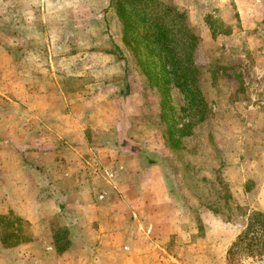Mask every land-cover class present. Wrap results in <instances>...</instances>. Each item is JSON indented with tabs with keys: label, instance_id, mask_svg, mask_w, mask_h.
I'll return each instance as SVG.
<instances>
[{
	"label": "rangeland",
	"instance_id": "374dc122",
	"mask_svg": "<svg viewBox=\"0 0 264 264\" xmlns=\"http://www.w3.org/2000/svg\"><path fill=\"white\" fill-rule=\"evenodd\" d=\"M171 36L184 49L176 50V62L157 58L153 74V41L172 44ZM3 48L16 51L14 65ZM30 77L41 92L58 80L77 97L90 93L101 118L120 115L119 104L124 148L137 152L135 164L156 163L140 170L146 202L136 209L146 216L132 218L138 242L151 244L139 251L142 264H228L247 217L264 212V0H0V114ZM193 83L202 99L197 107L189 100ZM140 175L127 176L136 182ZM163 176L182 212L159 199ZM16 218L1 219L0 243L15 241L9 233L31 240V225ZM51 225L57 234L48 237L63 245L61 222Z\"/></svg>",
	"mask_w": 264,
	"mask_h": 264
},
{
	"label": "crops",
	"instance_id": "0c3cea01",
	"mask_svg": "<svg viewBox=\"0 0 264 264\" xmlns=\"http://www.w3.org/2000/svg\"><path fill=\"white\" fill-rule=\"evenodd\" d=\"M3 56L13 65L17 61L16 51L3 48ZM62 82L41 92L39 81L27 78L18 101L10 100L12 109L0 114V217L22 219L32 233L27 242L0 243V264H142L139 251L151 244L138 242L139 226L132 218L146 216L136 209L146 202L139 190L140 170H154L156 163L135 164L137 152L124 148L125 114L119 104L120 115L101 118L95 114L101 105L92 102L90 93L77 97ZM91 137L99 142L89 144ZM129 170L141 173L136 182L127 176ZM160 182L164 192L159 199L182 212L181 198L166 176ZM151 210L152 215L146 213L153 218ZM54 219L62 224L63 245L59 236L48 237L57 234Z\"/></svg>",
	"mask_w": 264,
	"mask_h": 264
},
{
	"label": "trees",
	"instance_id": "16d2710c",
	"mask_svg": "<svg viewBox=\"0 0 264 264\" xmlns=\"http://www.w3.org/2000/svg\"><path fill=\"white\" fill-rule=\"evenodd\" d=\"M154 2V0H152ZM152 4V2H149ZM171 10V7H164V13L167 17L168 11ZM167 12V13H166ZM182 24L180 23V26ZM172 37V44H169L171 40L165 39L166 42L164 46L159 41H153L154 47L152 55V60L148 58V65L149 68L152 70V73L154 74L155 68H156V61L157 58L160 56H163L165 59L172 61L176 60V50L182 49L183 46L181 43H176L174 36ZM170 37V38H171ZM187 38V36H186ZM186 41H184L185 43ZM152 43V42H151ZM169 45H172V48H169ZM192 44H186V50L189 48V46ZM184 49V48H183ZM189 51V49H188ZM188 57V55H185L184 57ZM170 60V61H171ZM176 62V61H175ZM175 62L173 64H175ZM173 68V67H172ZM150 69H146L145 74L149 77L148 80L151 82H154L153 78H150ZM177 87L183 88L182 83H177ZM128 87L122 88L120 91V95L125 98V96L128 95L127 92ZM159 91H161V104L163 105L162 110L165 111L164 105H166V98L165 93L162 91V87H159ZM189 95H190V101L191 105H194V107H197L198 103L201 102V95L200 91L197 88V85L195 83L191 84L189 86ZM3 217H0V221ZM19 222L22 223V221L19 218H16ZM10 232V231H9ZM8 240H15L12 241H1V244L5 246H14L19 243L27 242L29 239L24 238H18L13 233H9ZM8 243V244H6ZM226 260L228 264H252L254 262H259L264 260V212L255 211L252 214H250L247 219L245 220L244 224L241 227V230L237 233L235 236V239L231 246L229 247L226 255Z\"/></svg>",
	"mask_w": 264,
	"mask_h": 264
}]
</instances>
